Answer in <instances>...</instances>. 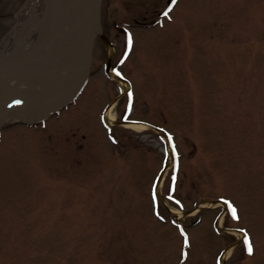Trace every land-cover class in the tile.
I'll return each instance as SVG.
<instances>
[{
  "label": "rangeland",
  "instance_id": "rangeland-1",
  "mask_svg": "<svg viewBox=\"0 0 264 264\" xmlns=\"http://www.w3.org/2000/svg\"><path fill=\"white\" fill-rule=\"evenodd\" d=\"M32 1L0 0V50ZM98 21L80 94L0 130V264H264V0H102Z\"/></svg>",
  "mask_w": 264,
  "mask_h": 264
},
{
  "label": "water",
  "instance_id": "water-1",
  "mask_svg": "<svg viewBox=\"0 0 264 264\" xmlns=\"http://www.w3.org/2000/svg\"><path fill=\"white\" fill-rule=\"evenodd\" d=\"M44 6L36 28V38L30 45H16L9 51L0 54V81L15 79L28 82L30 87H42L46 92H60L64 83L74 78L75 83L56 102L42 104L35 97L26 96L22 100L12 101L0 112V130L9 113L20 109L40 108L45 110L43 117L65 107L80 93L90 74L91 63L95 54L98 36V21L102 0H72V4L80 5L81 26L78 33L65 41L73 31L69 25L64 30L59 24L64 20L66 6L58 8V0H44ZM57 1V2H56ZM171 0H169L170 2ZM43 25V27H42ZM62 40V41H61ZM77 42L75 48L72 44ZM111 54V53H110ZM111 56L106 67L110 73ZM116 77L122 81L125 78Z\"/></svg>",
  "mask_w": 264,
  "mask_h": 264
},
{
  "label": "bare ground",
  "instance_id": "bare-ground-1",
  "mask_svg": "<svg viewBox=\"0 0 264 264\" xmlns=\"http://www.w3.org/2000/svg\"><path fill=\"white\" fill-rule=\"evenodd\" d=\"M95 1L96 0H94V2ZM37 2H38V0L32 1L31 6H30L31 15L26 20L20 22L21 23L20 24L21 29H19V31H20L19 32L20 33L19 44H22L25 46L27 44H30V41L27 37L31 36V34L37 28L38 19H39L38 14H36V12H35ZM58 2H59L58 8H62L64 6H66L67 13H68V16L66 17L68 19H66L64 17V20H62L59 25L64 30H66V28L69 25H72V26H74V28H76L75 31H73V33L69 37L65 36V39H63L65 42V41L69 40L71 37H74L79 32L78 29H80V26H81L80 5L79 4H77V6L73 5L72 0H58ZM64 2H65V4H64ZM42 27H43V25H42ZM98 30L101 31V27H99ZM76 46H77V42L72 44L71 48H75ZM111 75L114 78H116L112 73H111ZM75 80L76 79L72 78V79L68 80L66 83H64V87L60 92H57L54 90L55 86H53L51 88V91L46 92L44 89H42V87H40V88L30 87L28 82L18 81L15 79L8 80L2 86H4L3 87L4 91L5 90H8V92L11 91L10 92L11 95L8 96V98H10V100H11V97H14L13 96L14 94H12L13 93L12 90H14V91H18L21 95L23 93V95L25 94L26 96L35 97L42 104H52V103L56 102L57 100H59L68 91V89L75 83ZM25 83H27V84H25ZM128 87H129V84L127 82H123V88L127 89ZM4 91H2V89L0 90V112L4 108V106L6 105L5 102L3 103V101L6 100V98H5L6 93H4ZM8 92H7V94H9ZM112 106H113V104H111L108 107L106 114H105L106 120L109 123H113L115 121V117H116L114 112L112 111ZM44 113H45V110L40 109V108L20 109V110H16V111L9 113L5 120H6V122H15L18 119H22L25 121H31V120L40 118L42 115H44ZM126 125L131 126L133 128H136V129H143V128L148 127L147 124L142 123V122H131V123H127ZM162 181H163V179H162ZM220 221L221 220L219 218V220H218L219 224H220ZM229 253H230L229 249L225 250L224 256L225 257L228 256Z\"/></svg>",
  "mask_w": 264,
  "mask_h": 264
},
{
  "label": "snow or ice",
  "instance_id": "snow-or-ice-1",
  "mask_svg": "<svg viewBox=\"0 0 264 264\" xmlns=\"http://www.w3.org/2000/svg\"><path fill=\"white\" fill-rule=\"evenodd\" d=\"M175 2V0H173V3ZM165 15H167V13H165ZM179 203V202H177ZM232 213L234 216H236V208L235 206H232ZM238 218V217H237ZM181 231H183V229H181ZM184 237H185V240L184 242L187 243L188 242V238H187V233L184 234ZM245 241L247 243V250L249 253H252L253 251V246H252V243H251V240L249 237L245 236Z\"/></svg>",
  "mask_w": 264,
  "mask_h": 264
},
{
  "label": "flooded vegetation",
  "instance_id": "flooded-vegetation-1",
  "mask_svg": "<svg viewBox=\"0 0 264 264\" xmlns=\"http://www.w3.org/2000/svg\"><path fill=\"white\" fill-rule=\"evenodd\" d=\"M161 13V12H160ZM144 24H147L148 22L146 20L143 21Z\"/></svg>",
  "mask_w": 264,
  "mask_h": 264
}]
</instances>
